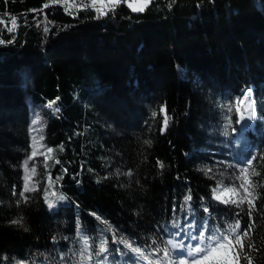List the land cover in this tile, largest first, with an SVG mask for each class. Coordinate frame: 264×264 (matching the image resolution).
I'll return each instance as SVG.
<instances>
[{"label": "trees", "instance_id": "1", "mask_svg": "<svg viewBox=\"0 0 264 264\" xmlns=\"http://www.w3.org/2000/svg\"><path fill=\"white\" fill-rule=\"evenodd\" d=\"M90 3L0 0V264H97L103 256L104 264H152L163 257L155 248L185 238L188 224L207 219L224 231L239 219L243 229L247 205L219 203L212 189L238 185L253 156L260 175L251 178L258 199L250 242L260 251L250 255L264 264V0H152L144 12L121 3L105 15L78 7ZM247 86L257 118L241 131L228 108ZM26 95L46 108L42 136L53 152L38 159L23 200ZM114 236L149 260L137 261ZM85 237L91 261L80 255ZM101 239L110 251L98 257Z\"/></svg>", "mask_w": 264, "mask_h": 264}, {"label": "snow or ice", "instance_id": "2", "mask_svg": "<svg viewBox=\"0 0 264 264\" xmlns=\"http://www.w3.org/2000/svg\"><path fill=\"white\" fill-rule=\"evenodd\" d=\"M97 0H91L89 5H79L78 7H92L95 11L98 12L99 15H105L108 11H112L115 7L121 3H127L128 7L133 12H144L146 8L152 3V0H136V3H133L132 0H107V3L102 4V7H96ZM44 7H48L47 4ZM171 7V5H170ZM68 9H66L67 11ZM11 24L13 27H8L7 30L9 32L14 31V27L16 25V18H11ZM47 31V28H45ZM12 41H7V43H11ZM6 43L4 40H0V44ZM59 100V97L56 100L49 101L48 106L52 107L56 104V101ZM235 108V111L238 115L236 120L237 124H240L245 119L252 120L255 115V106L252 100V90L246 89L240 99H238L234 105L228 108V111H232ZM56 111H59V108H56ZM160 112L163 114V125L161 127V132L165 131L168 126L169 117L167 114L166 106H161ZM155 116L156 113H153ZM39 123V120H33L32 124L36 125ZM232 123L231 119L228 120V125L230 126ZM226 126V127H227ZM32 131H39V129L33 128ZM233 131H236L233 129ZM227 134V132H225ZM43 140V136L41 135L39 139L33 137V151L32 154L28 157L29 160H32L38 154L44 155V152H40L39 149L45 148V146L41 143ZM145 143H149V141H145ZM60 150H63V146H60ZM53 152L52 148H46L45 161L52 158L51 153ZM257 157L253 156L251 159H248L246 162V166L241 167L238 170V175L236 176V180L240 181L237 185L233 183L230 186H224L222 183H217L216 187L212 189V198L219 203H223L225 205H234L237 208L243 209V206L247 205V216H248V225L245 228H241V221L236 219L233 224L228 225L227 229L221 231L219 228L211 229L208 226V220L204 219L199 224H188L184 229H181L184 233L185 239L188 241L185 244V240H168L166 243L168 247L163 249L157 247L152 255H155L156 252H163V257L155 261V264H240L241 259L245 260L247 264H254V258L250 255L252 251H260L256 246L250 242L251 232L255 227V219L253 216L254 211L256 210V200L258 199V194L255 189L258 186L251 178L254 176H259L254 168H252L253 161L256 160ZM264 159V157H261ZM159 167L163 168V162L157 161ZM25 169V183L22 191L19 192V196L21 199L26 200L27 197L25 193L28 191L34 190L30 187V182L32 177L36 174V168L33 166L31 169L28 167L27 161L24 164ZM251 169V171H250ZM206 172H211V169H206ZM128 175H131L129 171ZM50 182H51V178ZM60 179V178H57ZM219 193L223 194H231L228 198H223V196ZM13 195H16L15 190L13 191ZM52 195H55L54 193ZM58 200H64L65 197L60 195L57 197ZM203 199V198H202ZM192 200L191 194H187L184 197V205L189 206V202ZM20 203V200L17 201V204ZM45 203L48 205L49 209L54 207V203L51 199L46 195ZM176 211L175 205H173V212ZM204 212L208 213L209 208L204 207ZM95 215V214H93ZM240 212L236 213V216L239 217ZM99 219V217H97ZM23 222V218H16L9 221L12 225H20ZM174 227H178L177 224L173 225ZM78 233L80 231L79 221L77 222ZM191 229V230H189ZM27 230V229H25ZM181 234L180 231L176 233L177 236ZM55 239V237H53ZM195 242V243H193ZM113 243L115 244H123L126 249H128L131 253L135 254V259L137 261L140 260H149V256L145 254V249L139 246H134V242L129 241L123 237L117 239L115 236L113 237ZM155 243V241L153 242ZM247 244L248 251H245V245ZM83 249L80 253L83 261H91L93 256L89 254L90 245L88 238L85 237L83 239ZM98 247V251L95 253L96 256H103L104 253L110 251L108 248V241L106 239H101ZM174 250L178 256L180 257L178 260L173 261L171 259ZM117 253H120L121 250L119 248L115 249ZM228 252L231 255H224L223 253ZM186 253V256H185ZM122 254V253H121ZM123 255V254H122ZM63 259V257H61ZM108 259L107 256H103V259L98 261L97 264H104V261ZM17 264H27L24 260L17 261ZM151 264V262H150Z\"/></svg>", "mask_w": 264, "mask_h": 264}, {"label": "rangeland", "instance_id": "3", "mask_svg": "<svg viewBox=\"0 0 264 264\" xmlns=\"http://www.w3.org/2000/svg\"><path fill=\"white\" fill-rule=\"evenodd\" d=\"M133 3H136V0H132ZM97 6L102 7V4L103 1H100L98 0V2L96 3ZM251 89L252 90V100L254 102V106H255V112H256V115L255 117L252 119V120H247L245 119L244 121H242L240 124H237L238 125V128L241 130V131H247V130H251V129H254V121L255 119L257 118V110H256V104H255V99H254V96H253V89H252V86H247V87H244L241 91V94L238 98H236L234 100V103L233 105L235 104V102L241 98L242 96V93L246 90V89ZM26 100H27V103H28V106H29V110H30V128H29V135H30V141H31V152H30V155L32 154V151H33V137H36L37 139H39V137L42 135V132H43V129H44V126H45V122H46V112H45V107L43 105H39V104H36L34 103L30 96L29 95H26ZM235 110V108H234ZM236 112V111H235ZM236 118H238V115L236 113ZM38 119L39 120V123L36 124V125H33L32 124V121L33 120H36ZM35 128V129H39V131H32V129ZM41 143L45 146V148H41L39 149L40 152H44V155H40L38 154L37 156H35L32 160H29L28 156L24 162H23V165H22V170H23V188H24V183H25V169H24V164L25 162L27 161L28 163V167L29 169H31L33 166L36 168V173H37V162H38V159L39 158H43L45 156V153H46V148H48L43 140L41 141ZM35 177H36V174L35 176L32 177V180L30 182V187L32 188H35ZM223 196V198H228V196H230L231 194H223V193H219ZM181 240H185V244H187V240L185 238L182 237ZM195 243V242H193ZM170 251H173V255L171 257V259L173 261H176L178 260L180 257L178 256V254L174 251V250H170ZM224 255H231V253H228V252H225L223 253ZM185 256H186V253H185ZM152 264H155V261L154 263Z\"/></svg>", "mask_w": 264, "mask_h": 264}, {"label": "flooded vegetation", "instance_id": "4", "mask_svg": "<svg viewBox=\"0 0 264 264\" xmlns=\"http://www.w3.org/2000/svg\"><path fill=\"white\" fill-rule=\"evenodd\" d=\"M100 1H103V3H107V0H100ZM96 7L99 8V6H97V4H96Z\"/></svg>", "mask_w": 264, "mask_h": 264}, {"label": "water", "instance_id": "5", "mask_svg": "<svg viewBox=\"0 0 264 264\" xmlns=\"http://www.w3.org/2000/svg\"><path fill=\"white\" fill-rule=\"evenodd\" d=\"M118 6H120V4L119 5H117L116 7H115V9L118 7ZM114 9V10H115ZM83 10V9H82ZM113 11V10H112ZM77 12H79V10L77 11ZM109 12V11H108ZM17 21H19V18L17 19Z\"/></svg>", "mask_w": 264, "mask_h": 264}]
</instances>
